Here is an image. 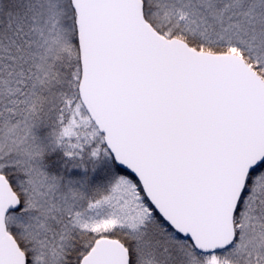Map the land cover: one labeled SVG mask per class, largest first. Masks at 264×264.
<instances>
[{
    "label": "snow or ice",
    "instance_id": "6c2138e0",
    "mask_svg": "<svg viewBox=\"0 0 264 264\" xmlns=\"http://www.w3.org/2000/svg\"><path fill=\"white\" fill-rule=\"evenodd\" d=\"M0 264H264V0H0Z\"/></svg>",
    "mask_w": 264,
    "mask_h": 264
}]
</instances>
